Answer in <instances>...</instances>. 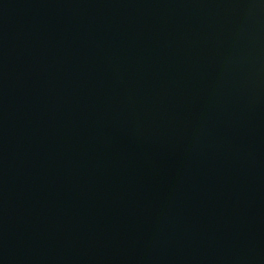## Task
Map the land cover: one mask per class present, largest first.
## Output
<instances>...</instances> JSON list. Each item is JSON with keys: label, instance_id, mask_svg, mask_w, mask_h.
<instances>
[{"label": "water", "instance_id": "1", "mask_svg": "<svg viewBox=\"0 0 264 264\" xmlns=\"http://www.w3.org/2000/svg\"><path fill=\"white\" fill-rule=\"evenodd\" d=\"M0 264H264V0H0Z\"/></svg>", "mask_w": 264, "mask_h": 264}]
</instances>
